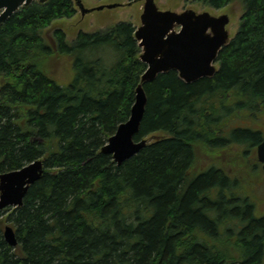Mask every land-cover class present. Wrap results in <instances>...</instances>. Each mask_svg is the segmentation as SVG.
<instances>
[{"label": "trees", "instance_id": "16d2710c", "mask_svg": "<svg viewBox=\"0 0 264 264\" xmlns=\"http://www.w3.org/2000/svg\"><path fill=\"white\" fill-rule=\"evenodd\" d=\"M241 2L213 76L187 83L172 69L144 83L135 139L157 137L121 164L102 147L129 119L147 68L135 24L84 30L74 0L34 1L0 24V173L37 158L46 167L21 206L0 208V264H264L254 202L237 196L224 170L194 171L211 142L262 139L228 127L264 109V0ZM64 63L75 72L68 84L52 75Z\"/></svg>", "mask_w": 264, "mask_h": 264}, {"label": "water", "instance_id": "95a60500", "mask_svg": "<svg viewBox=\"0 0 264 264\" xmlns=\"http://www.w3.org/2000/svg\"><path fill=\"white\" fill-rule=\"evenodd\" d=\"M35 0H0V24L5 22L21 6ZM46 2L48 0H38ZM83 14L104 7H116L119 3H108L88 7L83 0H75ZM132 3V2H129ZM140 24L135 36L142 47L140 58L148 67L136 88V98L130 118L122 122L110 136L102 151L113 155L121 164L133 157L147 144V139L135 140L148 104L143 82L156 79L162 73L177 70L187 83L217 72L216 64L220 49L229 42L228 13L216 15L210 11L198 12L187 8L181 12L162 9L156 0H144ZM259 159L264 162V139L258 145ZM45 170L44 160L38 158L24 166L0 173V208L24 203L31 184L36 182ZM6 241L15 246L18 243L14 227L4 228Z\"/></svg>", "mask_w": 264, "mask_h": 264}, {"label": "rangeland", "instance_id": "374dc122", "mask_svg": "<svg viewBox=\"0 0 264 264\" xmlns=\"http://www.w3.org/2000/svg\"><path fill=\"white\" fill-rule=\"evenodd\" d=\"M128 0H84V2L87 5L93 6L96 4H107V3H122L121 5H118L117 7L113 8H108L105 7L104 9L101 10H93L88 12L86 15H83L81 13V10H79L78 15L76 18L78 19L75 21L78 27L83 28L85 30H98L101 28H106L118 21L121 20H126V21H132L134 24L138 25L139 21V14H140V3L138 4L134 3L131 5L125 4ZM158 1V0H157ZM161 6H169V8L172 9H178L179 11L188 7L192 6L199 11L203 10H210L212 12H221L219 9L210 7L208 4L196 1V0H159ZM222 10H225L226 7L221 8ZM230 11L232 13L231 15V33L233 35L236 34L242 14L244 13V4L241 2V0H235L234 2L230 3ZM69 59V58H68ZM67 63V62H66ZM66 63H64L62 66L63 67H56L54 69L55 74L52 73L53 77L61 84H68L70 83L73 78H74V70L72 67L67 69ZM218 66H220L219 63H217ZM254 111L250 113L249 112H242L241 114H244L245 116H235L233 117L232 121L230 122L231 124H238L244 121L245 122H250V120L256 119L255 117H259V119H256V124H260L264 128V110L261 108H256L254 107ZM247 115V117H246ZM210 146L215 147L214 144L209 143ZM235 146H223L219 147L217 153L211 154L210 152L207 151H201L200 152V158L204 156H209L212 158L211 160H219L221 162L226 163L227 168L231 169L232 171L227 170L231 174L238 175L240 173H247L249 176L250 180L248 179L247 182H244L242 184V192L246 193L247 196L251 198V200L255 204V213L258 216H264V171L256 169L254 167H241L239 170H236V167L234 165H231L228 159L230 157L234 156V151ZM231 152V153H230ZM195 168V167H194ZM197 168H195V172ZM236 190L240 189L239 185H236ZM244 190V191H243ZM230 242L232 240L230 239Z\"/></svg>", "mask_w": 264, "mask_h": 264}, {"label": "flooded vegetation", "instance_id": "af4514ba", "mask_svg": "<svg viewBox=\"0 0 264 264\" xmlns=\"http://www.w3.org/2000/svg\"><path fill=\"white\" fill-rule=\"evenodd\" d=\"M245 123L246 124H244V122H241L239 125H236L235 127L247 128V129H253V130L255 129V131H260L261 134L264 132V128L260 124L250 123V122H245ZM222 135L226 137L227 129H225V131H222ZM235 147L238 149V155L230 157V159H228V161L230 162L231 165H234L236 167V170H239L241 167H244V166L254 167L256 169L263 170V163L259 161L257 152H256L254 147H250L249 145L246 146L245 144H244V147H242L239 143H236ZM212 167L224 170L225 173L228 174L229 177L231 178V181L234 182L235 188H236V185L240 186L239 190H236L234 188V190L236 192L239 191L237 193V196L238 197L243 196V193L241 192L242 184L244 182H247L248 179L250 180V178L246 172L244 174L240 173L238 175L231 174L227 170L232 171V167H231V169H228L226 163L221 162V161L203 163V165L201 166V172L207 171V170L211 169ZM215 189L212 191L211 194L216 197L218 190L216 191ZM227 195L228 194H226V196ZM247 197H249V196H247Z\"/></svg>", "mask_w": 264, "mask_h": 264}]
</instances>
